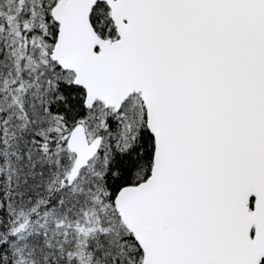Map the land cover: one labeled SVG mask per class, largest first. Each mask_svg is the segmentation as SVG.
I'll return each instance as SVG.
<instances>
[{
  "label": "snow or ice",
  "instance_id": "1",
  "mask_svg": "<svg viewBox=\"0 0 264 264\" xmlns=\"http://www.w3.org/2000/svg\"><path fill=\"white\" fill-rule=\"evenodd\" d=\"M0 264H264V0H0Z\"/></svg>",
  "mask_w": 264,
  "mask_h": 264
}]
</instances>
